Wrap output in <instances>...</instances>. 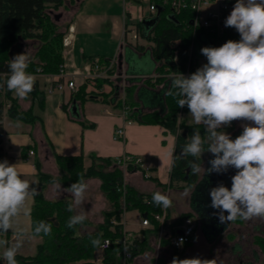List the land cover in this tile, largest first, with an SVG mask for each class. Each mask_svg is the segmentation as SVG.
<instances>
[{"label":"crops","instance_id":"0c3cea01","mask_svg":"<svg viewBox=\"0 0 264 264\" xmlns=\"http://www.w3.org/2000/svg\"><path fill=\"white\" fill-rule=\"evenodd\" d=\"M62 7L67 14L56 9L57 12L51 15L64 32V37L68 36L70 39L69 45L64 46L63 50L65 69L68 74L75 76L78 87L82 84L86 85L87 92L94 98L80 104L73 100L75 90L71 88L66 87L62 91L48 92L47 88L50 83L59 79L58 73L33 74L35 84L28 97L20 99L13 92L11 96L17 101L20 109L32 108L37 118L33 122H27L11 116L8 111L4 113L3 160L6 159L10 164H16L21 177L36 186L39 172L36 160L40 161V170L43 172L52 175L59 174L54 152L61 155L83 154L86 166L93 162L91 155L116 159L125 154H131L143 159L149 176L145 168L121 167L125 184L143 194H153L159 191L171 195L170 173L175 155L176 135L161 124H145L139 122L136 117H128L132 112H135L134 116H136L147 111L164 110V94L168 84L162 82L153 87L144 82L147 76L156 71V63L150 46L146 44L148 40L137 30V24L145 17L152 15L149 12L148 1L67 0L60 8ZM134 30L139 33L137 38L134 37ZM34 42L31 39L22 40L15 45L12 58L17 54L27 52L31 59L36 50ZM96 61L102 64L113 61V75L107 79L102 78L101 82L98 80L92 83L84 82V74ZM1 79H6V76L2 75ZM112 80L115 81L117 87L113 85ZM122 86L123 93L120 91ZM126 88L133 89L130 97L127 95ZM105 97L106 99L103 100ZM6 100L9 99L6 98ZM125 100L130 104L128 105L130 111L127 114L124 111ZM180 119L186 123H194L189 111L184 114L183 110L180 113ZM121 126L124 127L125 136L123 139H115V129ZM240 128L231 127V132L228 133L232 136ZM225 129L228 128L223 130ZM30 150H34L33 155L29 154ZM201 163L204 168L207 166L205 160ZM201 179H203V174L200 175L197 183ZM86 183L88 193L83 208L87 212V219L98 224L103 221L104 212L111 208V203L101 189L100 179L88 178ZM60 184L62 188H67L62 183ZM195 186L193 189L177 188L180 191L179 195H176L177 200L184 202L183 200L187 197L189 202L187 206H184V203L180 206L178 211L180 216L189 212L191 216L197 217L190 206L191 194ZM43 192L48 199H71L68 193L58 192L53 183L46 185ZM33 204L34 198L30 197L27 206L32 209ZM169 216L168 213L166 233H169L174 225L179 224L176 220L168 222ZM145 217L146 215L143 214L142 219ZM123 218L124 220L120 221L121 225L126 232L131 234L132 243L143 244L145 248L149 242L148 244H156L160 248L158 242L160 229L156 230L157 221L152 216H149L150 225L148 226H144L141 219L139 231L127 228L126 219ZM198 225L199 221L193 237L203 233L200 232L201 229L197 232ZM248 225L254 230L258 228L252 222H248ZM79 229L80 233H86L82 231V226ZM20 233L22 235L9 240L10 244L20 239L22 246L17 254L33 255L42 237L33 236L31 215H20L16 218L10 234ZM218 237L212 241L205 239L211 247ZM241 240V236H238L234 242L230 241L231 245L229 248L226 247L223 256L222 250L218 249V251L214 248V256L208 259H217V264L221 262L222 264H257L260 262L257 245L252 242L249 248L251 253H248L249 257H246L247 253L243 254L239 247ZM187 244L183 248L174 249L185 251ZM27 250H30V253H27ZM140 255L142 254L135 255L128 261L129 264L145 263V257L142 258ZM103 256L104 251L97 249L96 262L100 263Z\"/></svg>","mask_w":264,"mask_h":264},{"label":"clouds","instance_id":"9594fccd","mask_svg":"<svg viewBox=\"0 0 264 264\" xmlns=\"http://www.w3.org/2000/svg\"><path fill=\"white\" fill-rule=\"evenodd\" d=\"M224 26L234 28L240 39L228 40L220 47H202L200 52L207 63L188 76L174 73L171 87L175 91L167 93L176 98L179 108L187 106L193 122L203 127V132L199 128L193 130L177 154V158H194L187 162L191 174L204 176L223 174L229 168L236 170L230 189L221 182L209 191L210 207L218 210L213 215L222 224L237 218H264V0H236ZM30 62L27 52L9 60L10 71L0 88L6 87L20 99L27 98L35 84L33 74L27 71ZM237 120L251 123L242 124V133L233 140L223 129ZM205 152L213 156L207 169L201 163ZM53 184L58 192L71 197L68 211L75 214L68 218L67 228L82 225L87 218L83 208L88 193L86 181L80 178L67 188L57 181ZM37 194V188L21 177L16 164L0 161V237L13 230L17 217L31 215L27 202ZM151 203L167 209L173 200L157 191L152 194ZM51 230L50 222L39 220L34 222L32 234L48 236ZM91 243L100 247L99 238ZM183 244L181 237L178 246ZM21 246L20 239L10 244L0 238V259L5 264H19L16 256ZM170 264H217V259L174 256Z\"/></svg>","mask_w":264,"mask_h":264},{"label":"trees","instance_id":"16d2710c","mask_svg":"<svg viewBox=\"0 0 264 264\" xmlns=\"http://www.w3.org/2000/svg\"><path fill=\"white\" fill-rule=\"evenodd\" d=\"M67 0H0V81L2 75L9 73L8 62L12 59V51L15 45L22 40L39 41L34 58L30 59L27 71L31 74L40 73L56 74L64 62V32L54 20L52 9H59L65 5ZM157 3V13L145 17L137 24V30L144 38L152 42L150 48L153 59L156 63V71L161 73L156 82L168 84L164 94V110H152L134 116L135 112L128 117L136 119L145 124H161L177 137L175 155L170 173V186L191 187L198 181V175H192L188 167V161L194 159L189 156L177 158L181 147L194 129L199 128L203 132L202 125L186 123L180 119V113L185 107L179 108L176 98L167 93L175 91L172 89V76L174 73H183L188 68L196 70L197 62L203 57L200 52L206 47L207 33L203 28H195L192 22L193 12L187 8L180 13H174L169 5L163 4L162 0H153ZM235 3H230L226 11L227 15L233 10ZM229 40L238 41L239 33L231 28L227 33ZM137 49H140L137 47ZM100 62V61H98ZM172 74L166 76V74ZM165 76H164V75ZM107 79V78H104ZM99 82L102 78L98 79ZM104 81V80H103ZM130 97L132 88H126ZM5 96L9 98L11 105L8 113L18 119L33 122L37 116L33 109L22 110L18 107L17 101L11 96L7 89L0 88V161H3V116L5 110ZM94 98L87 92V86L82 84L73 93V100L83 104ZM106 97L103 99L105 100ZM133 104L132 102H130ZM125 104L129 102L125 100ZM206 147V146H205ZM93 162L86 166L83 154L61 155L54 152V158L59 168L58 175H52L40 170V161L35 163L39 168L38 183L35 186L38 194L34 197V204L31 209L32 227L34 222L39 220L48 221L52 224L51 234L43 236L36 247L33 255L16 256L19 264H117L120 257L117 253L122 249L123 228L120 224H112V219H120L125 210L137 208L143 214L151 216L161 211V207L155 206L152 201V194H143L131 186L126 185V192L119 190L124 184L123 170L116 165L115 159L100 158L91 155ZM104 164L113 165L110 170L104 169ZM98 178L101 181V189L111 203V208L104 212V222L99 224L98 230L90 233H79L82 225L74 229L66 226L67 220L75 213L69 212L68 207L71 199L58 198L48 199L44 195L46 185L57 181L68 187L78 179ZM191 216V213L182 214L176 221L181 222L184 217ZM239 221V220H238ZM90 224L86 218L83 224ZM156 230L160 224L156 222ZM99 238L100 244L105 238L112 240V245L105 250L100 263L96 262V251L99 247H93L91 241ZM162 244H170L169 237L163 236ZM254 243L259 245L264 254V236L254 237ZM133 255H138L144 249L143 244L130 243ZM1 250V249H0ZM159 263V260L158 262ZM261 264H264V259Z\"/></svg>","mask_w":264,"mask_h":264},{"label":"built area","instance_id":"2783aa9c","mask_svg":"<svg viewBox=\"0 0 264 264\" xmlns=\"http://www.w3.org/2000/svg\"><path fill=\"white\" fill-rule=\"evenodd\" d=\"M149 3V12L151 14L157 13V3L153 0H147ZM163 4L169 5L174 13H180L183 10L189 8L192 10L194 16L192 19L193 25L195 28H203L207 33L206 46L210 47H220L229 39L227 38V33L231 29V27H225L224 21L228 16L226 11L229 7L230 3H236V0H162ZM212 7L210 10H206L205 8ZM139 35L137 30H134V37L137 38ZM70 39L68 36H65L63 39L64 46L69 45ZM203 61V63H201ZM207 63L206 57H202L196 64V70L203 64ZM113 68V61L108 62L107 64H102L101 62H94L88 68V71L84 74V82H95L99 78H109L110 71ZM195 70V71H196ZM190 70L189 68L183 72L185 76L190 75L195 72ZM40 73V70H38ZM161 74L153 73L146 78H151L154 82ZM59 79L51 82L47 88L48 92H54L55 90H64L66 87L71 88L72 90H76L78 88L77 81L75 80V76L73 74H68L64 63L60 67V71L58 72ZM11 103H5L4 113L7 112L8 108H10ZM125 113L127 114L130 111V107L125 104L124 108ZM125 136L124 127H118L115 129L114 137L115 139H123ZM30 155L34 154V150L29 151ZM116 165L119 167L127 168V167H135V168H145L148 173V168L145 167L144 161L141 157L125 154L123 156L117 157L115 159ZM149 176V175H148ZM123 192V195L126 192V184L124 182L123 186L119 188ZM168 215V208L164 209L161 207V211L153 213L151 216L160 224V240L163 236L169 237L170 246L175 249H180L185 246V244L189 243L193 236L195 235L198 220L194 216H187L182 219V221L174 225L169 233H166V219ZM113 225L119 224V220L114 218L112 220ZM142 224L144 226L150 225L149 216L146 215L145 218L142 219ZM123 238L121 240L122 249L117 253V255L123 260V262L127 263L131 259H133L134 255L130 248L131 243V234L123 230ZM18 237V234H7L6 238L8 241L11 239H15ZM184 238V244L182 247L178 246L179 239ZM112 245V240L109 238H105L102 240L100 247L101 251L109 249ZM1 264H5L3 259H0Z\"/></svg>","mask_w":264,"mask_h":264},{"label":"rangeland","instance_id":"374dc122","mask_svg":"<svg viewBox=\"0 0 264 264\" xmlns=\"http://www.w3.org/2000/svg\"><path fill=\"white\" fill-rule=\"evenodd\" d=\"M205 9L208 11V10L212 9V7L205 8ZM58 10L60 12L61 11L64 12V14H67L66 11L63 10V7L58 9ZM49 11L51 13H53V14H55L57 12L56 9H52V8ZM34 43H35L34 49L37 50L38 45H39V41H35ZM146 44H147V46H150V48H151L152 42H150L148 40V42H146ZM36 50H35V53H36ZM35 53H34V56H35ZM34 56L32 58H34ZM155 73L158 74L159 72L155 71ZM159 74H161V73H159ZM112 75H113V72L110 71V77ZM171 75L172 74H170V73L166 74V76H171ZM112 82L114 83L113 85L116 86L115 81L112 80ZM144 82L147 85L154 87L155 85H157L159 83H162L163 81L162 82H156V81L154 82V80H152L151 78H145ZM124 87H125V84H124ZM120 91L123 93V86L121 87ZM8 102H10V100H6V98H5V103H8ZM186 110L189 111L188 107L185 108L184 114L187 112ZM246 123H248V122L247 121H242V120L233 121L232 124H231V127L233 129H237L238 127L239 128L242 127L241 126L242 124H246ZM231 127H225V128H228V129H225V131L226 132H231ZM208 154H210V153L205 152L202 155V157H201V161L205 160V163H207V166L205 167V169L210 167V164H208V158L209 157L207 159H205ZM103 166H104L105 170H110V169L113 168L112 164L108 165V164H104L103 163ZM121 169H123V168H121ZM199 178H200V175H198V179ZM87 179H85V181ZM210 182H211L210 181V175L205 174L203 176L202 181L199 184V188H198V191H197L199 196L208 197V199L210 201L209 205L205 204V206L202 209L206 219L204 220L203 223H201V221H199V225H198L197 232L201 229L202 231L200 230V232H203V233H199L197 236L193 237L192 240L190 241V243L187 244V247H186L185 251L184 250H182V251L175 250L173 247L170 246V244H162V242H160V240L158 241L159 244H160V248L158 246H156V244H148L149 242H147L146 247L143 249V251L141 253H139V254H142V255H140L142 258L145 257L144 260L146 261L145 263H141V264H170V261L172 260V258L174 256H177L180 259L193 258V257H200L202 259H206V258L208 259V258H210V257L212 258L214 256V254H215V251H213L214 248H216L217 250L218 249L222 250L221 254L223 256V253L226 252V247L228 246V248H229V246L231 245L230 241L234 242V240L238 236H241V238H242V240L240 242V245H239V247L241 249V252H243V254L247 253L245 256L249 257L248 253H251L249 248L252 245V242H254V237L258 236V235H263L264 236V218H262V217H253V218L248 219V220H245V219H242V218H237L234 221H238L239 220V223H240L239 226L237 225L236 227H234L235 223H232L229 228H227L225 231H223L219 235L218 239L210 247L208 245L207 241H206V239H208L209 236H211V232L213 233V231H212L213 230V223H212L211 217L208 214V211L211 209V207H210V205H211V197L209 195V191L211 189L210 188ZM195 185H193L191 187H186L184 189H193V187ZM177 188H182V187L173 186L172 189H171V195H168L173 200L172 206L168 208V213L170 215L169 219H168V222L169 221H173V220H177L180 217L178 211H179L180 206H182V203H184L183 204L184 206H187L188 203H189L188 200H187V197L183 200L184 202H182V200H177L178 199L177 196L179 195V192H180ZM123 213H122V215H121V217L119 219V224L121 225L120 221H123L124 220L123 217H125L127 228H129L130 230H133V231H139L140 230L139 229V224L141 222L143 213L137 208L130 209V210H125ZM93 222H95V221H93ZM101 222L102 223L104 222V218H103V221H101ZM101 222L98 223V224H95V223H92V222H90V224H87V223L86 224H82V231L84 230L86 233L95 232V231L98 230V226H99V224H101ZM248 222H252L253 225L256 224L258 226V228H256V230L251 229L250 225L247 226ZM258 222H260L261 224H259ZM88 225H90V226H88ZM122 228H123V226H122ZM123 230H124V228H123ZM79 233H80V231H79ZM163 247H167V248L164 249ZM239 247H238V245H236V249H238ZM256 248H258L257 250L260 253L259 259H261L260 262H258L257 264H261L263 259H264V254H263L262 249H261V247L259 245H257ZM32 249H33V245H32ZM34 249H35V247H34ZM2 251L3 250L1 249L0 253H2ZM27 253H30V250H27ZM158 260H159V263H157ZM117 264H129V262L125 263L120 258V260L118 261Z\"/></svg>","mask_w":264,"mask_h":264},{"label":"water","instance_id":"95a60500","mask_svg":"<svg viewBox=\"0 0 264 264\" xmlns=\"http://www.w3.org/2000/svg\"><path fill=\"white\" fill-rule=\"evenodd\" d=\"M243 131V128L238 129L231 137L234 140L237 136H239ZM213 156L212 154L209 155L208 158V162L210 159H212ZM209 164V163H208ZM236 170L234 168H229V170L226 173L223 174H217V173H212L210 174V188L212 187H216L219 183H223L226 187H228L229 189L232 186V180L231 177L233 175H235ZM202 181V179L200 180V182ZM200 182H198L191 194V199H190V206L193 210V212L196 214V216L199 218V220L201 221V223L204 222V220L206 219L204 212L202 211L203 207L205 206V204L209 205V199L208 197H204V196H199L197 191L199 188V184ZM218 210L211 208L208 211L209 216L211 217L212 223H213V233L211 232V236H209L208 240L212 241L214 240L216 237H218L223 231H225L230 223H220L218 216L213 215L214 212H217ZM228 213L226 212L225 215H227Z\"/></svg>","mask_w":264,"mask_h":264},{"label":"flooded vegetation","instance_id":"af4514ba","mask_svg":"<svg viewBox=\"0 0 264 264\" xmlns=\"http://www.w3.org/2000/svg\"><path fill=\"white\" fill-rule=\"evenodd\" d=\"M197 220L200 221L198 217H197ZM231 223H235L234 225L237 226L239 224V221H232Z\"/></svg>","mask_w":264,"mask_h":264}]
</instances>
